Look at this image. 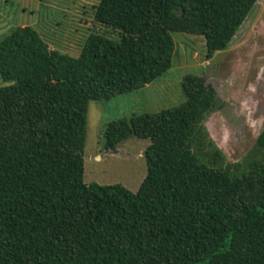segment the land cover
I'll return each mask as SVG.
<instances>
[{
	"label": "trees",
	"instance_id": "obj_1",
	"mask_svg": "<svg viewBox=\"0 0 264 264\" xmlns=\"http://www.w3.org/2000/svg\"><path fill=\"white\" fill-rule=\"evenodd\" d=\"M256 1L98 0L107 30L77 55L31 25L0 41V264H264V124L228 162L203 124L216 91L197 72L182 78V103L105 124L106 150L150 141L136 192L83 180L89 101L163 75L173 33L202 36L210 59Z\"/></svg>",
	"mask_w": 264,
	"mask_h": 264
},
{
	"label": "rangeland",
	"instance_id": "obj_2",
	"mask_svg": "<svg viewBox=\"0 0 264 264\" xmlns=\"http://www.w3.org/2000/svg\"><path fill=\"white\" fill-rule=\"evenodd\" d=\"M98 0H0V41L12 29L31 25L50 48L79 53L90 31L107 28L94 20ZM110 31V30H108ZM115 36V33H111ZM171 67L153 83L107 100H90L83 149L85 183L121 184L136 192L146 175L143 152L149 139L128 137L115 150L104 147L105 124L133 113L153 112L185 100L182 78L204 76L217 94L218 107L203 124L228 162L240 161L264 124V0H257L224 50L205 58L202 36L173 33ZM0 76V86L7 85Z\"/></svg>",
	"mask_w": 264,
	"mask_h": 264
}]
</instances>
